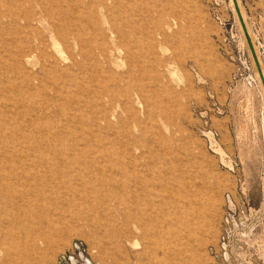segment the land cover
I'll return each mask as SVG.
<instances>
[{
  "label": "rangeland",
  "instance_id": "rangeland-1",
  "mask_svg": "<svg viewBox=\"0 0 264 264\" xmlns=\"http://www.w3.org/2000/svg\"><path fill=\"white\" fill-rule=\"evenodd\" d=\"M238 4L264 74V0ZM84 260L264 264L232 0H0V264Z\"/></svg>",
  "mask_w": 264,
  "mask_h": 264
},
{
  "label": "water",
  "instance_id": "water-1",
  "mask_svg": "<svg viewBox=\"0 0 264 264\" xmlns=\"http://www.w3.org/2000/svg\"><path fill=\"white\" fill-rule=\"evenodd\" d=\"M233 3H234L235 10H236V14L238 16L239 23H240V25L242 27V31H243V34L245 36L248 48L250 50V53L252 55V58L254 60L255 65H256V68H257V71H258V75L260 77V81H261L262 86L264 88V74H263L262 68L260 66V63L258 61V58L256 56V52H255L251 37L249 35L246 23H245V21L243 19V16H242V13H241V9H240V6L238 4V0H233Z\"/></svg>",
  "mask_w": 264,
  "mask_h": 264
},
{
  "label": "bare ground",
  "instance_id": "bare-ground-1",
  "mask_svg": "<svg viewBox=\"0 0 264 264\" xmlns=\"http://www.w3.org/2000/svg\"><path fill=\"white\" fill-rule=\"evenodd\" d=\"M232 2H233V0H232ZM233 5H234V3H233ZM234 9H235V7H234ZM235 12H236V10H235ZM45 13V12H44ZM171 16V15H170ZM238 17V16H237ZM257 56V55H256ZM254 61V60H253ZM113 64V63H112ZM255 64V63H254ZM114 65V64H113ZM256 66V65H255ZM257 69V68H256ZM258 72V71H257ZM151 200V199H150ZM151 203V202H150ZM155 206V205H154ZM154 209V208H153ZM156 210V209H155ZM135 212V211H134ZM135 224L137 225L136 226V229L137 230H141V231H144V230H146L145 229V226H144V224L141 222V221H139L138 220V218H137V221H135ZM134 244H136V243H134ZM137 247V246H136Z\"/></svg>",
  "mask_w": 264,
  "mask_h": 264
},
{
  "label": "built area",
  "instance_id": "built-area-1",
  "mask_svg": "<svg viewBox=\"0 0 264 264\" xmlns=\"http://www.w3.org/2000/svg\"><path fill=\"white\" fill-rule=\"evenodd\" d=\"M87 263V260H84V264H86Z\"/></svg>",
  "mask_w": 264,
  "mask_h": 264
}]
</instances>
